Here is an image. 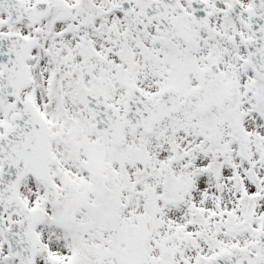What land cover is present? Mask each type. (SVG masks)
<instances>
[{"label": "snow or ice", "instance_id": "1", "mask_svg": "<svg viewBox=\"0 0 264 264\" xmlns=\"http://www.w3.org/2000/svg\"><path fill=\"white\" fill-rule=\"evenodd\" d=\"M0 264H264V0H0Z\"/></svg>", "mask_w": 264, "mask_h": 264}]
</instances>
